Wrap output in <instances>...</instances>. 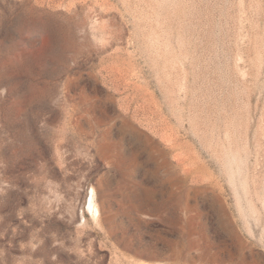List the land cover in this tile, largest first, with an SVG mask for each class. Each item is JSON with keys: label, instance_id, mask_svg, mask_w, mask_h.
I'll use <instances>...</instances> for the list:
<instances>
[{"label": "rangeland", "instance_id": "obj_1", "mask_svg": "<svg viewBox=\"0 0 264 264\" xmlns=\"http://www.w3.org/2000/svg\"><path fill=\"white\" fill-rule=\"evenodd\" d=\"M0 264H264V0H0Z\"/></svg>", "mask_w": 264, "mask_h": 264}]
</instances>
